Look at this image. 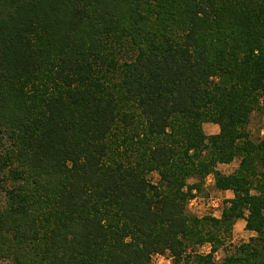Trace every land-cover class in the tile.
I'll return each mask as SVG.
<instances>
[{"label": "trees", "instance_id": "obj_1", "mask_svg": "<svg viewBox=\"0 0 264 264\" xmlns=\"http://www.w3.org/2000/svg\"><path fill=\"white\" fill-rule=\"evenodd\" d=\"M262 102L264 0H0V261L264 264Z\"/></svg>", "mask_w": 264, "mask_h": 264}, {"label": "rangeland", "instance_id": "obj_2", "mask_svg": "<svg viewBox=\"0 0 264 264\" xmlns=\"http://www.w3.org/2000/svg\"><path fill=\"white\" fill-rule=\"evenodd\" d=\"M264 104V102L261 103ZM204 130L207 134H215L219 132V125L215 123H205ZM248 131L251 133V138L257 140L264 137V112L263 110H256L252 113L251 120L248 125ZM240 165V158L236 157L232 162L219 163L218 168L226 173H232L238 169ZM150 178L155 182L159 179V174L153 172L150 174ZM191 183L195 182V179L190 180ZM225 192V190H219L215 186L214 176L210 175L206 177L204 181L203 191H194L195 195L188 202V211L198 216L213 215L220 217L222 210L226 204V200L234 197V192ZM257 233L246 228V221L239 219L231 232V235L227 236L226 242L230 247L220 248L215 257L218 261H221L225 254L233 249L234 245H239L242 242L249 241L250 238ZM211 250V244L205 243L198 246L197 251L209 252ZM172 255L169 252L156 253L152 257L151 264H171ZM0 264H10L7 260L0 261Z\"/></svg>", "mask_w": 264, "mask_h": 264}, {"label": "crops", "instance_id": "obj_3", "mask_svg": "<svg viewBox=\"0 0 264 264\" xmlns=\"http://www.w3.org/2000/svg\"><path fill=\"white\" fill-rule=\"evenodd\" d=\"M225 192H231L230 190H225Z\"/></svg>", "mask_w": 264, "mask_h": 264}]
</instances>
